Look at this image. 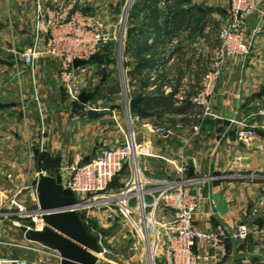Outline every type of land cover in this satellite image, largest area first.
Instances as JSON below:
<instances>
[{
  "label": "crops",
  "instance_id": "obj_1",
  "mask_svg": "<svg viewBox=\"0 0 264 264\" xmlns=\"http://www.w3.org/2000/svg\"><path fill=\"white\" fill-rule=\"evenodd\" d=\"M87 1L0 0V168L8 162V154L23 152L19 150V134L24 137V130L31 139L39 138L40 121L47 138L55 139L53 148L66 146L78 136L76 130L84 120L73 114V107L88 105L92 97L87 103L68 97L60 84L57 58L41 56L34 67L19 65V58L24 53L20 51L25 38L29 45L25 52L35 43L40 47L45 43L44 38L37 40L35 35L37 3L43 7L71 3L88 11ZM90 1L94 6L103 4V0ZM159 1L154 5L146 1L139 17L135 8L141 1H134L129 21L130 26L142 21L147 43V82L142 87L129 76L135 59L127 73L134 92L128 106L130 101L142 99L132 111L140 117L133 131L154 153L144 156L142 165L153 178L174 177L176 157L186 142L185 176L193 179L192 190L199 197L195 224L202 230L228 235L223 243L198 242L197 249L205 256L200 264H264V3L248 22L251 53L228 60L211 98L215 115H204V108L195 102V97L219 45L220 16L215 11L225 14L229 0H186L175 22L168 21L167 7L163 0ZM190 34L196 37H189ZM115 106L121 108H112ZM246 125L255 126V137L239 135ZM34 126L35 132H31L29 129ZM154 126L163 127L169 135L154 130ZM39 165L44 170L40 160L38 171ZM252 175L256 177L251 178ZM6 216L7 212L0 209V235ZM239 223L252 229L248 238L230 236Z\"/></svg>",
  "mask_w": 264,
  "mask_h": 264
},
{
  "label": "built area",
  "instance_id": "obj_2",
  "mask_svg": "<svg viewBox=\"0 0 264 264\" xmlns=\"http://www.w3.org/2000/svg\"><path fill=\"white\" fill-rule=\"evenodd\" d=\"M263 2L264 0H229L228 18L220 32L214 60L195 97V102L203 106L204 115H215L211 98L228 60L251 53L253 43L247 39V26L250 17L259 11ZM34 30L37 40L44 38L45 43L42 47L35 43L22 54V60L34 67L36 59L41 56L57 58L60 62L61 86L70 99L80 101L79 97L85 91L84 83L89 65L75 66L74 62H89L103 40L102 29L96 17L71 3H56L44 7L37 3ZM152 78L156 79V74ZM129 115L131 119L140 120L139 116L131 115L130 111ZM253 127L255 126L246 125L239 135L255 137ZM154 130L169 135L163 127L154 126ZM186 147V142L180 147L175 161L176 174L168 179H156L147 174L141 160L154 153L137 139L133 130L125 141H116L89 160L77 153L58 173L63 176L64 186L75 192L78 199L75 208L83 213L89 223V210L95 207L103 208L104 211H119L126 218L144 247L146 264H200L205 256L198 251V242L204 240L223 243L228 235L202 230L195 224L199 197L192 190L193 179L185 176ZM43 172L46 173L44 170ZM254 177L256 175L251 176ZM114 178H118L116 186L111 185ZM35 213L39 221L32 228L40 229L43 225L42 213ZM251 233L252 229L247 224L239 223L234 225L230 236L243 239L248 238ZM34 244L52 252L61 261L55 251ZM0 264L27 263L13 258L2 260Z\"/></svg>",
  "mask_w": 264,
  "mask_h": 264
},
{
  "label": "rangeland",
  "instance_id": "obj_3",
  "mask_svg": "<svg viewBox=\"0 0 264 264\" xmlns=\"http://www.w3.org/2000/svg\"><path fill=\"white\" fill-rule=\"evenodd\" d=\"M146 1L155 4V0ZM163 1L167 8L176 6V0ZM131 2L132 0H103V4L99 6L92 5L90 0L85 3L88 11L98 17L103 40L88 62L89 72L84 89L92 95L90 103H80L77 108L73 107V114H79L80 119L84 120L83 125L76 130L78 136L66 146L53 148L55 139L47 138L44 134L45 127L40 121L39 138L31 139L29 132L24 130V137L19 134V150L23 152L8 154V162L0 168V209L7 212L6 224L3 227L2 223L0 235V261L19 258L27 264H60V259L52 252L26 240L20 229L21 225H38L39 217L35 213L39 208L36 192L38 160L45 172H60L63 165L70 162L77 153L91 157L102 150L104 144L125 141L130 131L134 130V123L139 122L130 118L128 106L134 93L127 74L134 61L132 49L143 38L142 21L130 26ZM135 9L138 11L139 6ZM215 12L220 16L217 29L219 37L229 10L225 14L220 10ZM189 37L196 36L190 34ZM27 42L25 38L21 53L28 49ZM19 65L29 66L22 58H19ZM26 89L28 86L25 84ZM25 104L27 105L26 101ZM112 105H121V108H112ZM89 110L103 112L104 115L90 120ZM29 130L35 132V126ZM104 210L98 207L89 210L93 231L101 235L105 247L99 264H146L144 247L131 224L119 211ZM4 228L6 232L3 231Z\"/></svg>",
  "mask_w": 264,
  "mask_h": 264
},
{
  "label": "water",
  "instance_id": "obj_4",
  "mask_svg": "<svg viewBox=\"0 0 264 264\" xmlns=\"http://www.w3.org/2000/svg\"><path fill=\"white\" fill-rule=\"evenodd\" d=\"M87 63L83 60L74 62L75 66ZM90 98L91 95L84 91L79 100L87 103ZM141 100L136 98L130 101V112ZM102 114L96 111L88 113L92 118ZM117 181L118 178H114L111 185L116 186ZM36 192L39 204L37 211L42 213L43 225L40 229L21 225L25 239L55 251L61 258L60 264H98L104 252L102 237L92 230L83 213L75 208L77 196L72 189L64 186L62 174L44 173L39 165Z\"/></svg>",
  "mask_w": 264,
  "mask_h": 264
},
{
  "label": "trees",
  "instance_id": "obj_5",
  "mask_svg": "<svg viewBox=\"0 0 264 264\" xmlns=\"http://www.w3.org/2000/svg\"><path fill=\"white\" fill-rule=\"evenodd\" d=\"M146 0L145 1H141L140 4H139V9L138 11L135 10V13H137V17H139L141 15V13L144 11V4H145ZM160 1L159 0H155V3H159ZM187 3L186 0H177L176 1V6H172V7H168L167 8V12H168V21H171L173 20V22H175V19L178 15H180V6H182V4H185ZM140 6H142L140 8ZM154 13V10L152 11ZM183 12V11H182ZM156 15V17H158V14H154ZM132 17V13H131V16L129 17V21H130V18ZM151 27V26H150ZM145 30H144V26H142V29H141V33L144 34ZM143 38L137 43L136 46H134V48L132 49V53L133 54V58L136 60V65L135 67L129 71V76L131 77L132 80L134 79H137L142 85H143L147 82L148 80V76L146 74V63L147 61L145 60L144 58V53L146 51V45L147 43L145 42L144 40V36H142ZM90 226L93 230V227H92V224H91V221H90Z\"/></svg>",
  "mask_w": 264,
  "mask_h": 264
},
{
  "label": "bare ground",
  "instance_id": "obj_6",
  "mask_svg": "<svg viewBox=\"0 0 264 264\" xmlns=\"http://www.w3.org/2000/svg\"><path fill=\"white\" fill-rule=\"evenodd\" d=\"M132 114V112H130Z\"/></svg>",
  "mask_w": 264,
  "mask_h": 264
}]
</instances>
